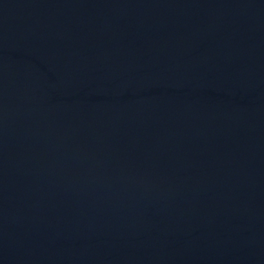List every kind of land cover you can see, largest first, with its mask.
<instances>
[{
	"label": "water",
	"instance_id": "1",
	"mask_svg": "<svg viewBox=\"0 0 264 264\" xmlns=\"http://www.w3.org/2000/svg\"><path fill=\"white\" fill-rule=\"evenodd\" d=\"M0 264H264V0H0Z\"/></svg>",
	"mask_w": 264,
	"mask_h": 264
}]
</instances>
